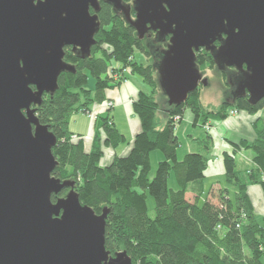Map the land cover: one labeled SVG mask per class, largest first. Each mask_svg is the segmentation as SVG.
I'll return each instance as SVG.
<instances>
[{
  "label": "water",
  "instance_id": "obj_1",
  "mask_svg": "<svg viewBox=\"0 0 264 264\" xmlns=\"http://www.w3.org/2000/svg\"><path fill=\"white\" fill-rule=\"evenodd\" d=\"M100 1L139 39L168 37L153 65L166 105L207 84L195 60L201 48L220 72L237 70L228 78L235 97L264 100V0H0V264H132L126 251L104 247L108 209L96 214L72 182L52 175L56 137L33 107L73 70L64 48L89 55Z\"/></svg>",
  "mask_w": 264,
  "mask_h": 264
},
{
  "label": "trees",
  "instance_id": "obj_2",
  "mask_svg": "<svg viewBox=\"0 0 264 264\" xmlns=\"http://www.w3.org/2000/svg\"><path fill=\"white\" fill-rule=\"evenodd\" d=\"M122 2L130 4L131 0ZM97 16L100 27L89 55L64 48V62L73 70L61 72L58 89L52 95L44 93L41 104L33 106L38 121L56 137L52 153L58 165L52 175L72 182L80 203L89 205L96 214L108 209L104 247L111 255L126 251L132 264H263L264 226L256 219L247 185H259L264 197V116L253 124V139H240L234 144L235 149L251 150L254 155L255 164L247 172L236 168L234 155L223 154L226 180L235 188L233 196L229 186L219 187L217 195L210 188L203 201V191L192 200H187L185 193L189 183L204 179L208 160L199 152L185 155L182 162L177 160L179 140L174 119L182 116L185 109L192 112L193 122L200 125L222 121L231 107L255 115L264 112V100L254 105L245 97L233 103L224 100L220 106L208 109L200 101L198 87L178 107L165 103L162 111L166 120L158 126L159 106L153 92L160 88L153 65L166 42L155 45L156 41L140 40L111 4L100 1ZM215 44L218 46V42ZM136 49L151 57L152 63L137 62ZM195 60L202 73L215 67L210 51L205 49L195 53ZM125 67L150 87L148 93L139 91L131 104L142 129L134 136L126 155L104 165L100 162L103 147L114 148L126 142L113 124L110 109L96 116L88 150L82 138H77L68 126L75 113L90 112L93 103L101 105L107 100L105 91L122 82ZM221 76L225 79L223 73ZM91 77L92 90L86 87ZM210 140L204 134L200 143L208 149ZM156 150L163 158L150 178V153ZM171 170L179 184L175 190L168 189ZM69 189L52 195V201L64 197ZM148 195L155 203L152 218L147 210Z\"/></svg>",
  "mask_w": 264,
  "mask_h": 264
},
{
  "label": "crops",
  "instance_id": "obj_3",
  "mask_svg": "<svg viewBox=\"0 0 264 264\" xmlns=\"http://www.w3.org/2000/svg\"><path fill=\"white\" fill-rule=\"evenodd\" d=\"M126 77H127L126 78L127 80H125L124 82L120 83L119 85L113 88L107 89L105 91V97L107 98L108 101L114 102L113 108L110 110V117L112 118L114 126L118 128L117 124L122 119V115H121L122 113L124 115H127L129 122H130L129 128L130 127L133 128L131 130L132 137H127L128 135L125 136L124 138L126 140L128 138V141L126 145L122 147H119L120 145H117L116 147L111 148L105 145V147L103 148L104 152L101 157V160L103 159L105 161L104 165L112 162V160L117 156L126 155L133 142L134 136L142 129L140 125V120L138 117L134 115L131 104H132V101L135 100V98L137 97V93L139 91L145 92L143 85H140L139 82H142L143 84L145 83L137 77L135 80H131V78H129L128 75ZM102 105L103 104L97 105L93 103V105L91 106L92 108L91 112H94L95 114L104 113V111H106L108 108L107 107L102 108ZM78 113L79 112L75 113L73 115L74 117L72 116V119H70L71 121L68 126L69 131L73 132L75 135H81L82 137L84 135L85 136L93 135L95 129L93 130V124L91 123V119L84 112H82L83 114L81 113L82 115H79ZM241 113L243 114L240 115V113L239 114L237 113L233 115L232 117H229L228 120L224 119L223 121L214 122V124L212 123V124H201V125L199 123H194L190 115V117L188 118L189 123L188 125L185 126V130L190 129V131L186 135L187 136V139H186L187 151H184L183 152L184 154H181V158H178L177 153L180 149H182L183 143L182 141H180V138L179 136H177V133L175 131V135L178 137V140H179V146H178L179 148L176 151V158L179 162H182L185 155L192 154L194 152L201 153L208 160L206 167H205L206 169L203 175L204 179L201 181L189 183L187 185V189H186L187 191L185 193V198L187 200L194 199V196H196L197 194H200L203 191V194L201 195V200H202L205 197L206 192L209 191L210 188H214L215 186L218 188L229 186L226 181V177H225V167H224V160H223L224 159L223 154L225 152L228 154L234 155L235 166H236V154L237 153L240 155L241 159L248 158V156L244 152L241 153V151H244V150L235 149V146L231 145V141L234 143L238 141L236 138H239V140L245 139L246 137L253 138V136L255 135L253 131V126H252L253 125L252 121L254 119V116L248 114L247 112H241ZM163 119L164 121L166 120V116L164 114H163ZM240 126L244 128L246 127L247 134L240 131L239 129ZM228 129L232 130V132H235L234 135L227 136V134H225V131L227 132ZM118 130L123 134V136L125 135L120 130V128H118ZM204 134H207L211 137L210 145H209L210 148L208 149H205L200 143L201 142L200 140L204 138ZM90 139L91 138L86 137L85 141L91 142ZM228 141L230 143H228ZM89 145L90 143L85 146L86 150L90 148ZM155 153L157 152L152 151L150 153V159L151 160L152 159L162 160L163 158L162 154L158 156V154H155ZM245 168L246 166H244L242 163V169H240L239 167L237 169L240 171H243V169ZM173 178L174 180H176L175 175H173ZM178 188L179 187H176V188L172 187L170 189L175 190ZM247 194L249 198L251 199L252 207L254 208L256 219L258 220L259 223H261L264 226V197L262 195L261 187L257 184H248ZM263 251H264V246H263ZM261 262L264 264V254L261 258Z\"/></svg>",
  "mask_w": 264,
  "mask_h": 264
},
{
  "label": "rangeland",
  "instance_id": "obj_4",
  "mask_svg": "<svg viewBox=\"0 0 264 264\" xmlns=\"http://www.w3.org/2000/svg\"><path fill=\"white\" fill-rule=\"evenodd\" d=\"M134 52H135L134 58H135V60L137 62H141V63H145L146 62V63H150V64L152 63V58L151 57L146 56L142 52H139L137 49ZM122 74H123V78H124L122 80V82H124L125 80H127L126 79L127 78L126 77L127 75L129 76V78H131V80H135L136 77L139 78V79H141V77L138 74L133 73L129 67H125L123 69V71H122ZM221 74L222 73L217 68H215V67H210V69H207L206 68L204 70V72H203V76L206 78L207 84L206 85L201 84L199 86L198 92H199V96H200L201 103H203V105L206 108H208V109H213V108H215L217 106H220L222 104L225 96H226V93L228 92V88H230L229 81H228V78H230V77H227L226 79H223V77L221 76ZM134 76H135V78H134ZM139 84L140 85H143V88H144V91L145 92L148 93L150 91V87H149L148 84H143L142 82H139ZM86 87L88 89H91V90L94 87V79L92 77L88 80V83H87ZM153 94H154L155 100L157 102V105L159 106L158 107L157 116H158V119L160 121V123H159L158 126H161L163 124V122H165L164 119H163V114L164 113H163L162 109L165 107L164 104L166 103V101H165L166 100V97L164 96V94H162L161 90H159L158 88L155 89V91L153 92ZM113 105H114V102L107 100V101H105L103 103L102 108H106L108 106V107H110L109 109L111 110L113 108ZM82 112L86 113L88 115V117L91 119V123L93 124V130H94L96 116L98 114H95L94 112H91V111L90 112H86L84 110L79 111L78 114L79 115H82L83 114ZM237 113L238 114L240 113V115L243 114L238 109H236L234 107L233 108L231 107V108H229L227 110V115L223 118V120L224 119H227L228 120L229 117H232L233 115H235ZM121 115H122V119L117 124V127L120 128V130L125 134L124 137L127 136V135H128L127 137H132L131 130L133 128H131V127L129 128V126H130L129 125L130 124L129 119H128L127 115H124L123 113ZM181 115L182 116L179 115V117H178L179 120L178 119H174L177 122V124H176L177 127H176V130L175 131L177 133V136H179L180 141H182V143H183L182 149H180L178 151V153H177L178 158H181V154H184L183 152L184 151H187V147H186L187 146L186 145L187 136L186 135L188 134V132L190 131V129H186L185 130V126L188 125V123H189L188 118L190 117V115H191V119L193 121V114L188 109H185L182 112ZM253 116H254V119H253L252 122L254 124L255 123V120H259L261 117L264 116V112L263 111H259V112L255 113V115H253ZM213 124H214V122H213ZM252 126H253V131H254V125H252ZM239 129L243 133L247 134L246 133L247 132L246 131V127L244 128V127L240 126ZM231 132H232V130L228 129L227 132L225 131V134H227V136L234 135L235 132H232V133ZM93 135H94V133H93ZM93 135H91V136H88V135L85 136L84 135L83 137L81 135H77V138H82V141H83V145L84 146H86V145H88L90 143L89 146L91 147V144H92V141H93L92 140ZM255 135H256V133H255ZM255 135L253 136V138L255 137ZM86 137L87 138H91L90 139L91 142H89V141L86 142L85 141L86 140ZM253 138H247L246 137V139H253ZM236 139L239 141V138H236ZM127 141H128V138H127V140H126L125 143L119 144L120 145L119 147H122V146L126 145ZM228 143H230V142L228 141ZM234 144L235 143L231 141V145L232 146H235ZM106 146L107 147H111L110 145H106ZM102 151H103V149H102ZM153 152H157L155 154H158V156H160L162 154L158 150L153 151ZM242 152H244L248 156L249 159L248 158L241 159L240 158V155L237 153L236 154V166H237V168L239 167L240 169H242V163H243V165L246 166V168L243 169V172H247V170L251 166H253V164H255L254 161H253L254 155H253V153H252L251 150L241 151V153ZM233 153H234V151H233ZM249 160H250V162H249ZM100 162H101V164H104L105 161L102 159ZM159 162H160V160H154V159L151 160L150 178L154 176V174L156 172L155 169H156V167H157V165H158ZM244 162H246V163H244ZM173 175H174V173L171 170V174H170V176L167 179L168 180V189H170L172 187H174V188L179 187L178 184H177V182H176V180H174ZM227 183H228V181H227ZM229 188H230L231 196H233V193L235 191V188L233 186H231V185H229ZM211 189H212V194H214V195L215 194L217 195L218 191L220 190V188H218L216 186L214 188H211ZM146 203H147V210H148L149 216L152 218L155 215V213H154V204L155 203L153 202V198L150 195L147 196Z\"/></svg>",
  "mask_w": 264,
  "mask_h": 264
},
{
  "label": "flooded vegetation",
  "instance_id": "obj_5",
  "mask_svg": "<svg viewBox=\"0 0 264 264\" xmlns=\"http://www.w3.org/2000/svg\"><path fill=\"white\" fill-rule=\"evenodd\" d=\"M125 4H127V3H125ZM130 4H132V0H131V2H130ZM129 4V5H130ZM113 9V8H112ZM91 10V9H90ZM92 11V10H91ZM131 15V18L133 17L134 18V15H135V13H134V10H133V14H130ZM167 36L165 37V40H163V38H161L160 36H157L156 35V32L154 31H150V32H148V33H146L144 36H143V38L142 39H140V40H144V39H147V40H150V41H156L155 43V45H157L158 43H161V44H165V42H166V40H167ZM211 53V52H210ZM216 68V67H215ZM221 73H223L224 75H225V79L227 78V77H233V78H236L239 74H238V72H237V70L236 69H233V68H231V69H224L223 71H221ZM236 76V77H235ZM201 85V84H200ZM199 85V86H200ZM238 92V91H237ZM234 94H236L235 93V91H234V89H230V88H228V92L226 93V96H225V98H224V100L225 101H227V102H235V100H237V99H239V98H243V97H247V95L246 96H243V97H235L234 96ZM223 100V101H224Z\"/></svg>",
  "mask_w": 264,
  "mask_h": 264
},
{
  "label": "built area",
  "instance_id": "obj_6",
  "mask_svg": "<svg viewBox=\"0 0 264 264\" xmlns=\"http://www.w3.org/2000/svg\"><path fill=\"white\" fill-rule=\"evenodd\" d=\"M107 108L109 109L110 107L107 106ZM178 117H179V116L175 117V119H178ZM178 120H179V119H178ZM178 120H177V121H178Z\"/></svg>",
  "mask_w": 264,
  "mask_h": 264
}]
</instances>
